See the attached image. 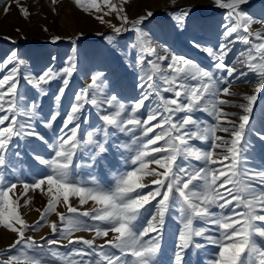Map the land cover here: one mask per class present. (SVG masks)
I'll return each mask as SVG.
<instances>
[{
    "label": "snow or ice",
    "instance_id": "obj_1",
    "mask_svg": "<svg viewBox=\"0 0 264 264\" xmlns=\"http://www.w3.org/2000/svg\"><path fill=\"white\" fill-rule=\"evenodd\" d=\"M13 2L29 19L21 0ZM127 3L102 0V7L100 0H74L78 9L109 24L113 34L104 36L109 44L122 33H134L130 48L140 72V91L131 103L115 89L106 91L104 73L97 72L74 93L62 115V100L77 71L74 58L62 68L46 66L39 73L25 68L17 49L0 59V227L15 235L0 249V264H159L169 219L179 225L169 264H186L192 249L209 245L214 251L206 264H264V162L256 166L251 156L256 143L264 151V108L259 126L254 118L258 98L264 99V16L245 11L248 0H214L226 10L220 42L202 46L195 37L191 41L193 49L211 59L206 68L170 47L154 49L145 31L154 13L130 19ZM171 3L175 27L186 28L194 6ZM10 9L6 5L5 14ZM113 14L119 25L104 19ZM0 38L15 44L9 36ZM61 39L53 36L52 42ZM237 44L245 47L233 55ZM250 74L254 87L237 101L233 85L251 83ZM22 82L38 97L49 95L51 84L58 83L48 116L42 114L39 99L21 91ZM86 106L96 109L97 122H91ZM232 108L239 111L228 110ZM38 124L52 136L39 131ZM33 138L49 151L47 158L34 156L49 172L29 182L16 176V165L22 163L20 142ZM113 150L120 153L124 169L109 168L111 180L102 182L96 169L107 166ZM82 169L91 170L87 181L78 176ZM144 176L154 179L149 184ZM18 185L23 188L20 197L30 190L48 197L43 209H36L39 219L32 224L19 211L20 197L13 199ZM70 197L78 199L79 207ZM28 203L25 199L23 206ZM89 203L92 207L82 210ZM59 205L66 211H59ZM51 214L58 219L49 222ZM45 226L48 236L37 240L27 234ZM79 232L93 236H77Z\"/></svg>",
    "mask_w": 264,
    "mask_h": 264
},
{
    "label": "rangeland",
    "instance_id": "obj_2",
    "mask_svg": "<svg viewBox=\"0 0 264 264\" xmlns=\"http://www.w3.org/2000/svg\"><path fill=\"white\" fill-rule=\"evenodd\" d=\"M100 2L102 5V0ZM111 2L119 3V0H111ZM21 4L29 9L31 13L29 19H24L21 16L19 8L13 0H0V37L9 36L15 40V44H13L9 40L0 38V59H3L11 50L17 49L25 60V68L33 73H39L46 66L62 68L67 65L69 58H74L77 63V71L73 74L70 87L66 90V95L62 100L60 109L62 115L68 109L70 103L73 102L74 93L88 85L91 75L97 72L104 73L105 90L115 89V93H118L124 101L131 103L133 98L139 95L140 90L136 85L140 72L135 66L136 55L130 48V45L134 42V33H122L112 44H109L104 39L105 35L113 34L109 24L100 23L93 15L78 9L74 4V0H58L56 4H53L52 0H21ZM189 4L194 6L195 11L191 22L184 29L175 27L176 22L171 15L173 8L171 0H128L124 7L130 19L143 15L149 10L154 13V16L145 22L147 25L145 31L149 32L151 36V46L155 45L157 40L165 38L163 47H170L177 53L186 54L198 61L202 66L209 68L212 64L211 59L206 53L193 49L191 41L195 37L202 46L218 44L222 31L219 26L224 22L226 10L215 6L214 0H177L176 6ZM6 5H11V9L7 14L4 12ZM243 7L245 11L255 14L257 18L264 16V0H248V4ZM104 10L106 11L107 9ZM102 14L98 13V15ZM104 19L112 24L119 25L120 23L114 14L105 16ZM44 27L48 28L47 32L43 31ZM17 28L20 29L19 33L16 32ZM53 36H60L62 39L53 43ZM244 47L243 44H237L233 55ZM121 53H126L127 55H121ZM53 57H55V60L52 59ZM21 71L23 72L24 68ZM3 74V72H0V76ZM248 80L252 82L237 81L233 85L232 90L238 93L237 97L234 98L237 101H240L244 94L251 93L255 78L250 74ZM57 87L58 83L53 82L50 86L49 95L38 97L35 89L22 82L21 91H26L30 99H39L42 106V114L48 116L54 110L55 102L52 93H55ZM86 107L91 113V122H97L96 109L91 106ZM262 108H264V99L258 98V104L254 109V118L258 126L261 120ZM228 110L239 111L234 108ZM196 115L209 123L213 122L212 118L207 114L197 113ZM59 125L60 120L58 119L54 125L57 131ZM37 127L47 137L52 136L51 130L44 129L39 124ZM83 127H87V125ZM220 135L224 134L221 133ZM121 139L127 140V137L121 134ZM195 143L200 144L201 142ZM18 150L22 154V163L17 162L16 165V176L20 180L31 182L34 177L38 178L42 174L49 172L46 166L40 165L34 158L35 154H40L45 158L49 156V151L42 146V142L34 138L27 143L21 141ZM251 156L253 164L256 166L264 162V151H262L259 143L255 144V151L251 153ZM109 168L112 171L124 169L120 153L115 150L108 154L107 166L102 165L96 169V175L102 182L111 180L108 175ZM150 168H156V166L150 165ZM90 171L89 169H82L78 173L79 178L87 181ZM152 179H154L152 176L143 177L144 182L149 184ZM42 187L46 188V185ZM22 192V185H18L13 199L16 200L20 197ZM10 195L12 194L10 193ZM25 199L29 200L27 206H23ZM47 199V195L40 192V190L35 192L30 190L27 196L19 198L18 202L21 205L19 211L29 224L39 219L40 213L36 209H43ZM70 202L73 206L79 207L77 198L70 197ZM91 207L92 204L89 203L82 210L90 209ZM58 210L63 212L66 211V208L63 205H59ZM57 219L55 214L48 216L49 222ZM178 226L175 220L169 219L168 231L162 243L163 251L158 257L159 264H169V258L172 255L171 249L175 240L173 233ZM27 234L39 240L41 236H48L50 229L45 226L38 231H29ZM76 235L91 239L93 233L79 232ZM14 239L15 235L13 233L0 227V249L6 248ZM101 242L98 241V243ZM213 251L214 248L210 245L204 249H192L185 257L186 264H206Z\"/></svg>",
    "mask_w": 264,
    "mask_h": 264
},
{
    "label": "bare ground",
    "instance_id": "obj_3",
    "mask_svg": "<svg viewBox=\"0 0 264 264\" xmlns=\"http://www.w3.org/2000/svg\"><path fill=\"white\" fill-rule=\"evenodd\" d=\"M164 44H165V38H162L160 40H157L155 42V45H153L152 47L154 49H156L157 51H160L162 49V47H163Z\"/></svg>",
    "mask_w": 264,
    "mask_h": 264
}]
</instances>
